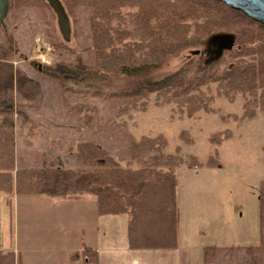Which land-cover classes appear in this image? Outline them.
Instances as JSON below:
<instances>
[{
    "label": "trees",
    "instance_id": "obj_1",
    "mask_svg": "<svg viewBox=\"0 0 264 264\" xmlns=\"http://www.w3.org/2000/svg\"><path fill=\"white\" fill-rule=\"evenodd\" d=\"M59 2L69 20L71 45L58 37L57 28V36L48 33L51 52L55 53V59L62 60L38 64L34 73L47 74L61 82L70 79L80 85L94 70L108 74L112 80L134 81L128 89L117 93L122 97L117 115L144 111L151 96L154 105L173 104L180 116L187 118L201 111L215 113L211 108L212 85L215 95L228 103H234L237 96L243 99L242 118H252L258 112L264 114V26L243 13L207 0ZM8 3L9 19L23 17L26 10L50 12L45 0H8ZM8 18L4 20V29L0 27L2 31L9 28ZM219 33L233 34L234 47L218 59L209 60L207 40ZM3 34L0 35V198L4 215L9 218L14 196L48 198L60 205L73 204L81 198L93 199L97 214L127 216L129 249L176 248L175 170L182 159L163 153L167 141L162 134L130 142L124 166L104 147L89 140L73 143V149L69 148L65 154L71 156L75 166L66 167L65 155L36 167L15 165L14 120L24 112L26 106L22 102H34L37 107L39 89L34 79L18 66L13 67V59L19 60L22 53L17 46L13 47L15 41L12 43ZM186 52L191 56L176 70L156 75ZM65 90L63 87L62 91ZM90 104L79 100L69 109L76 115L82 114L88 124L92 122L87 114L92 108ZM182 135L192 141L188 134ZM230 136V131H224L213 134L209 140L220 145ZM209 162L215 164L216 160L211 158ZM189 165H198L195 157L190 158ZM259 208L260 245L264 247V182L260 185ZM68 260L96 264V251L82 243L68 255ZM0 264H21L19 254L0 249Z\"/></svg>",
    "mask_w": 264,
    "mask_h": 264
},
{
    "label": "rangeland",
    "instance_id": "obj_2",
    "mask_svg": "<svg viewBox=\"0 0 264 264\" xmlns=\"http://www.w3.org/2000/svg\"><path fill=\"white\" fill-rule=\"evenodd\" d=\"M23 14L17 20L7 15L9 28L0 29V35L4 33L3 37L15 41L13 47L22 53L19 60L13 59V67L18 66L34 79L39 89L37 107L34 102L23 100L24 112L14 120L15 165L36 167L49 163L68 154L73 143L89 140L104 147L124 166L130 142L162 134L167 141L163 153L182 159L175 170L177 240L190 250L191 264H264L259 208L260 185L264 182V114L242 118L243 99L237 96L234 103H228L215 95L212 85L211 108L215 113L201 111L187 118L180 116L173 104L154 105L151 96L144 111L117 115L122 104L117 93L134 81L112 80L108 74L94 70L80 85L70 79L61 82L47 74L34 73L38 64L62 60L55 59L46 36L55 34L57 27L51 10H26ZM71 42L69 33L66 44ZM190 56L189 52L184 53L156 75L173 72ZM63 87L67 90L62 91ZM79 100L92 105L87 112L92 122L88 124L82 114L69 109ZM224 131L231 132L227 140L220 145L210 142L213 134ZM182 134H188L192 141L188 142ZM191 157H195L197 166L189 165ZM64 158L66 167L75 166L71 156ZM211 158L215 164H210ZM35 198L55 202L37 196L19 198L15 204L12 201L14 207L8 218L0 198V249L18 252L21 264H65L63 255L66 253L68 260L73 252L70 246L78 235L75 221L80 215L75 214L76 205L44 208L34 202ZM91 201L93 207L94 200ZM83 206L87 208L88 204ZM48 210L51 217L39 216V212Z\"/></svg>",
    "mask_w": 264,
    "mask_h": 264
},
{
    "label": "crops",
    "instance_id": "obj_3",
    "mask_svg": "<svg viewBox=\"0 0 264 264\" xmlns=\"http://www.w3.org/2000/svg\"><path fill=\"white\" fill-rule=\"evenodd\" d=\"M33 197L35 196H14L13 203L15 204L19 198ZM35 200V203H39L44 208H49L51 205L60 207L72 205L70 203L60 205L61 203L52 201L47 203L36 198ZM85 200L87 201L79 199L73 203L77 208L75 214L80 216L75 221L78 235L75 242L70 246L71 250L79 249L82 243L94 249L96 251V264H191L190 250L179 244L173 249H129L126 233L127 216L125 214H97L95 205L91 206L92 201L90 199ZM84 204H88V207L84 208ZM39 216L51 217L52 212L49 210L41 211ZM40 226L42 227L43 224L40 223ZM63 258L65 264H72L67 261L66 253H64Z\"/></svg>",
    "mask_w": 264,
    "mask_h": 264
},
{
    "label": "water",
    "instance_id": "obj_4",
    "mask_svg": "<svg viewBox=\"0 0 264 264\" xmlns=\"http://www.w3.org/2000/svg\"><path fill=\"white\" fill-rule=\"evenodd\" d=\"M55 17L57 31L62 41L69 39V20L59 0H45ZM225 4L232 10L243 13L246 17L264 26V0H207ZM9 12L8 0H0V27L4 29V20ZM235 36L231 33L214 34L207 40V55L209 60H216L223 52L234 47Z\"/></svg>",
    "mask_w": 264,
    "mask_h": 264
}]
</instances>
